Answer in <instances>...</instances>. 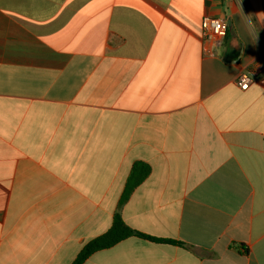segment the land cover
Wrapping results in <instances>:
<instances>
[{"label": "crops", "instance_id": "1", "mask_svg": "<svg viewBox=\"0 0 264 264\" xmlns=\"http://www.w3.org/2000/svg\"><path fill=\"white\" fill-rule=\"evenodd\" d=\"M116 215L178 243L83 264H264V0H0V264H72Z\"/></svg>", "mask_w": 264, "mask_h": 264}, {"label": "trees", "instance_id": "2", "mask_svg": "<svg viewBox=\"0 0 264 264\" xmlns=\"http://www.w3.org/2000/svg\"><path fill=\"white\" fill-rule=\"evenodd\" d=\"M150 172L151 167L147 163L136 162L132 166V170L128 178L125 191L121 198V203L125 202L129 198L131 193L146 179ZM133 236L157 242H165L171 244L178 243L173 240L153 238L151 236H147L138 231H135L124 222L121 216L116 215L111 228L106 233L89 241L80 251L77 258L72 264H83L95 252L110 248L119 243L120 241Z\"/></svg>", "mask_w": 264, "mask_h": 264}, {"label": "built area", "instance_id": "3", "mask_svg": "<svg viewBox=\"0 0 264 264\" xmlns=\"http://www.w3.org/2000/svg\"><path fill=\"white\" fill-rule=\"evenodd\" d=\"M228 35V23L222 18L204 16L202 19V37L206 42L220 45ZM252 78L248 74H242L239 80L240 87L246 90Z\"/></svg>", "mask_w": 264, "mask_h": 264}]
</instances>
